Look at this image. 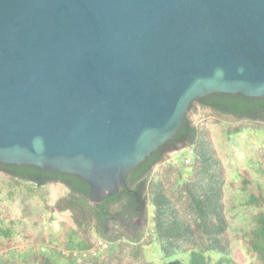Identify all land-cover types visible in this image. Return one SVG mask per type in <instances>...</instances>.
Instances as JSON below:
<instances>
[{"label": "water", "instance_id": "1", "mask_svg": "<svg viewBox=\"0 0 264 264\" xmlns=\"http://www.w3.org/2000/svg\"><path fill=\"white\" fill-rule=\"evenodd\" d=\"M213 92L264 98V0H0L1 163L100 201Z\"/></svg>", "mask_w": 264, "mask_h": 264}, {"label": "trees", "instance_id": "2", "mask_svg": "<svg viewBox=\"0 0 264 264\" xmlns=\"http://www.w3.org/2000/svg\"><path fill=\"white\" fill-rule=\"evenodd\" d=\"M194 115L211 118L227 136L248 130L264 133V98L223 92L196 98L189 103L172 137L187 148V153L191 150L189 161L184 162L186 156L176 161L171 153L163 151L166 141L127 172L125 185L100 201L89 199L88 183L74 174L0 162V172L7 175L11 185L26 192L21 198L24 215L32 213L27 201L33 196L43 201L48 212H69L82 240L68 243L66 256L51 245L50 251L61 257L56 264H152L145 248L155 243L163 259L187 254L172 264H238L231 258L225 212L226 167L208 125L197 122ZM49 182L65 188V193L51 204L45 201L47 191L42 189ZM250 182L244 172L241 188ZM256 187L257 192H250L241 203L254 209L250 228L235 234V238L253 257L251 264H264V187ZM0 232L5 238L11 233L6 229ZM97 238L106 245L102 253L93 256L87 251Z\"/></svg>", "mask_w": 264, "mask_h": 264}, {"label": "rangeland", "instance_id": "3", "mask_svg": "<svg viewBox=\"0 0 264 264\" xmlns=\"http://www.w3.org/2000/svg\"><path fill=\"white\" fill-rule=\"evenodd\" d=\"M194 119L208 125L218 155L226 167L225 212L230 225L231 258L238 264H251L253 257L247 253L243 242L235 238V234L250 228L254 212L253 208H245L241 203L250 192H257L256 185L264 187V133L248 130L227 136L221 131V125L212 123L211 118L203 119L194 115ZM176 147L179 148L174 146L171 151ZM167 151L176 161H181L188 155L185 147L173 152L170 149ZM244 172L251 182L242 189L240 176ZM42 189L47 191L45 201L49 204L65 193L61 183L49 182ZM12 191L14 193L9 196ZM25 194L24 188H14L7 175L0 172V230L11 231L7 238L0 232V244L4 245H0V264H56L61 257L50 251L49 247L56 246L66 256L67 244H76L82 240L81 235L75 232L69 212H48L38 196L28 198L32 213L24 215L21 198ZM209 255L217 257L213 253ZM145 256L152 264H172L173 261L185 259L187 254L178 253L169 259H163L158 244L155 243L145 248Z\"/></svg>", "mask_w": 264, "mask_h": 264}, {"label": "built area", "instance_id": "4", "mask_svg": "<svg viewBox=\"0 0 264 264\" xmlns=\"http://www.w3.org/2000/svg\"><path fill=\"white\" fill-rule=\"evenodd\" d=\"M190 154H191V150H189V152H188V155H190ZM188 161H189V156H187V158L185 159L184 162L187 163ZM105 245L106 244L104 243V241L102 239L97 238L95 240L93 246L90 249H88L87 253L91 254L93 256H96V255L102 253L103 249L105 248Z\"/></svg>", "mask_w": 264, "mask_h": 264}, {"label": "flooded vegetation", "instance_id": "5", "mask_svg": "<svg viewBox=\"0 0 264 264\" xmlns=\"http://www.w3.org/2000/svg\"><path fill=\"white\" fill-rule=\"evenodd\" d=\"M179 145H182V143H180L177 139L173 138L171 141H168L167 143L164 144V146L162 147V150L166 152L172 147L179 146Z\"/></svg>", "mask_w": 264, "mask_h": 264}, {"label": "crops", "instance_id": "6", "mask_svg": "<svg viewBox=\"0 0 264 264\" xmlns=\"http://www.w3.org/2000/svg\"><path fill=\"white\" fill-rule=\"evenodd\" d=\"M3 253L5 252V251H2Z\"/></svg>", "mask_w": 264, "mask_h": 264}]
</instances>
